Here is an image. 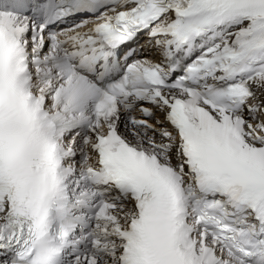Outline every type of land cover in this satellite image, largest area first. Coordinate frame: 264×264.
Wrapping results in <instances>:
<instances>
[{"label": "snow or ice", "instance_id": "1", "mask_svg": "<svg viewBox=\"0 0 264 264\" xmlns=\"http://www.w3.org/2000/svg\"><path fill=\"white\" fill-rule=\"evenodd\" d=\"M0 264H264V0H0Z\"/></svg>", "mask_w": 264, "mask_h": 264}, {"label": "bare ground", "instance_id": "2", "mask_svg": "<svg viewBox=\"0 0 264 264\" xmlns=\"http://www.w3.org/2000/svg\"><path fill=\"white\" fill-rule=\"evenodd\" d=\"M157 115H158V116H160V115H161V113H158ZM160 118L162 119L163 117L161 116Z\"/></svg>", "mask_w": 264, "mask_h": 264}]
</instances>
